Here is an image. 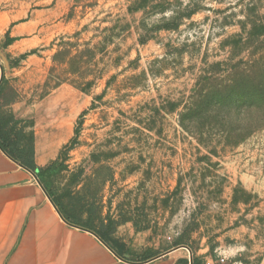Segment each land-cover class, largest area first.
Returning <instances> with one entry per match:
<instances>
[{
  "label": "rangeland",
  "instance_id": "rangeland-1",
  "mask_svg": "<svg viewBox=\"0 0 264 264\" xmlns=\"http://www.w3.org/2000/svg\"><path fill=\"white\" fill-rule=\"evenodd\" d=\"M1 74L0 130L124 258L264 264V0H0Z\"/></svg>",
  "mask_w": 264,
  "mask_h": 264
},
{
  "label": "crops",
  "instance_id": "crops-1",
  "mask_svg": "<svg viewBox=\"0 0 264 264\" xmlns=\"http://www.w3.org/2000/svg\"><path fill=\"white\" fill-rule=\"evenodd\" d=\"M37 154L39 162L49 155ZM179 250L142 260L116 255L94 233L66 222L36 175L0 149V264H189Z\"/></svg>",
  "mask_w": 264,
  "mask_h": 264
},
{
  "label": "trees",
  "instance_id": "trees-1",
  "mask_svg": "<svg viewBox=\"0 0 264 264\" xmlns=\"http://www.w3.org/2000/svg\"><path fill=\"white\" fill-rule=\"evenodd\" d=\"M105 31L110 30V27H105ZM105 39V37H104ZM55 45L56 46V51L52 55V62L53 64L56 63H63L64 60L67 58V62L73 61L74 59L77 58V53H74L77 51V46L78 41H70L69 39H64L63 36L59 37V40L57 42H54V40L51 42V46ZM95 48L96 44L93 45L92 47L89 48V58L91 59L93 55L95 54ZM2 81V80H1ZM91 84V81L88 82V86ZM251 98H256V95H250ZM243 97H238L236 100H240ZM258 98V97H257ZM227 101H233V99H230L229 97L226 98ZM231 101V102H232ZM32 140V139H31ZM29 144H23V135L22 132H17L15 134L14 139H11L8 134L2 132L0 130V149L5 152L10 158L15 160L19 165L23 166L24 168L30 170L33 172L39 183L41 184L43 190L51 200V202L54 204L56 207L57 211L61 215V217L68 222L71 225H75L78 227H81L83 229H86L92 233H94L96 236L99 237L101 241L109 247L116 255L123 257V248L121 246V250L115 249L113 247L112 242L109 241V239L106 237L105 233L95 229L92 225H88L86 223H81L77 220L75 213H74V208L73 207H65L62 205L60 202L56 200L54 195L50 192L49 187L47 184L44 182V172L47 171L48 169H51L58 165V159L54 160L52 163L47 165L46 167H37L35 160H34V148L31 143ZM114 243L117 244V241L114 240ZM192 258V257H191ZM191 264H194L193 260H191Z\"/></svg>",
  "mask_w": 264,
  "mask_h": 264
},
{
  "label": "water",
  "instance_id": "water-1",
  "mask_svg": "<svg viewBox=\"0 0 264 264\" xmlns=\"http://www.w3.org/2000/svg\"><path fill=\"white\" fill-rule=\"evenodd\" d=\"M1 80H2V74L0 75V82H1ZM33 175H35L34 173H33ZM173 249H175V248H173ZM162 254H164V253H162ZM189 264H191V254H189Z\"/></svg>",
  "mask_w": 264,
  "mask_h": 264
},
{
  "label": "built area",
  "instance_id": "built-area-1",
  "mask_svg": "<svg viewBox=\"0 0 264 264\" xmlns=\"http://www.w3.org/2000/svg\"><path fill=\"white\" fill-rule=\"evenodd\" d=\"M206 264H211V262H207Z\"/></svg>",
  "mask_w": 264,
  "mask_h": 264
}]
</instances>
